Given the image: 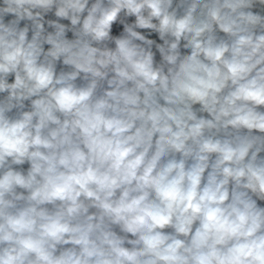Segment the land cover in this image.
<instances>
[{"label": "clouds", "instance_id": "obj_1", "mask_svg": "<svg viewBox=\"0 0 264 264\" xmlns=\"http://www.w3.org/2000/svg\"><path fill=\"white\" fill-rule=\"evenodd\" d=\"M0 264H264V0H0Z\"/></svg>", "mask_w": 264, "mask_h": 264}]
</instances>
